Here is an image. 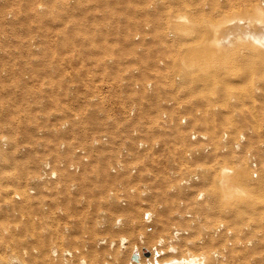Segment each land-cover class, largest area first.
<instances>
[{"label": "rangeland", "instance_id": "374dc122", "mask_svg": "<svg viewBox=\"0 0 264 264\" xmlns=\"http://www.w3.org/2000/svg\"><path fill=\"white\" fill-rule=\"evenodd\" d=\"M66 1L67 6H62L65 0H0V137L8 141L7 146L6 142L1 146H6L3 148L7 149L11 159L17 161L22 155L36 153L41 156L34 173L36 176L40 163L46 158L55 161L63 157L76 161L72 150L74 145H83L88 150V142L94 136L105 135L107 138L100 142L99 148L92 150V155L101 154L103 164L101 173L94 176L89 186L100 188L103 182L104 185L100 191L93 189V192L87 190L86 185L82 186L83 198L64 190L72 196L69 199L63 198L62 194L59 196L54 190L39 193L40 186L35 184L34 178L22 185L23 188L34 190L30 194L42 210L49 207L58 210L50 215L60 226L70 225L69 231L72 230L75 240L72 244L76 245L86 229L95 232V221L114 219L120 214L117 213L118 207L124 209L128 206L133 195L129 196L126 206H120L107 197L108 190L116 188L119 181L118 175L111 174L109 170L117 160L122 158V161L127 157L129 150L132 153L139 151L133 142L144 139L149 143L159 142L160 146L150 147L148 157L133 158V162L142 171L151 172L149 180L152 189L158 180L163 183L156 186L151 198H142L140 206L146 210L145 207L149 205L158 206L161 203L167 215L170 209L177 208L182 199L184 204L187 201L191 210L196 209L200 202L205 201L206 194L199 201L195 199L196 193L188 190L191 188L182 189L178 184H182L180 180L183 175H197L195 161L189 158L208 152L213 143L191 138L193 131L207 129L201 123L184 127L179 120L181 116L186 117L185 112L181 110L179 102H175L181 97L186 101L191 100L190 105L203 110L205 117L211 113L218 114L215 109L221 102L227 108L228 100L221 101L216 95L213 87L220 84L216 82L207 87V100L191 98L186 89V80L182 79V73L186 75L185 68L189 65V53L185 47L168 48L167 37L171 34L167 37L166 34L173 33L174 41L191 43L198 40L193 35L196 33L191 22L188 21L190 24L186 25L173 24L179 8L194 21L199 17L200 7L204 6L211 13L209 17L215 21L248 15L251 5L262 0H177L170 8H167V3L162 5L166 0H161L162 3H158L155 10H147L148 3L153 0ZM46 33L54 36L42 35ZM143 34L147 38L140 41ZM248 50L243 45L232 48L219 65L217 73L227 76L224 82L228 99H231L234 88L255 83L259 89L261 81H264L263 68L249 59ZM192 68L189 66V70ZM131 72L133 75L129 74ZM239 72H250L249 79H233L232 75ZM155 75L163 77L157 78ZM179 77L181 81L176 80ZM255 101L258 102V99ZM174 106L178 107L175 111L171 110ZM131 107L134 108L133 113L130 112ZM171 111L174 112L173 116ZM168 119L179 122L181 127L176 125L180 129L179 136L173 132L177 128L167 125ZM248 126L251 125L235 127L231 120L219 121L215 130L219 143L214 144V150L210 153L215 152L220 144L227 146L229 142H234L238 134L239 140H243ZM255 126L261 130L255 143L259 145L264 143L262 117ZM54 129H58L57 132H52ZM61 143L65 144L64 149L60 148ZM122 149H126V152L119 155ZM241 154L246 166L249 164L251 175L256 177L255 161L249 155L247 159L243 151ZM221 164V160L217 159L213 165ZM159 168L163 169L162 175L155 176L154 170ZM15 169L12 164L6 167L9 173ZM168 169L176 177L169 175ZM206 187L203 183L202 189ZM106 198L111 202H106ZM145 202L147 205L143 204ZM83 220H87L89 227H79ZM219 221L226 220L217 216L214 224ZM48 226L42 221L38 223L37 231ZM233 228L232 242L248 249L242 254V264H264V239L259 247L251 249L255 241L260 240L264 221L254 223L243 218ZM139 231H142L141 228ZM92 233L88 232L89 236L109 235L106 231ZM121 233L136 241L137 229L121 230L116 234ZM243 237L252 239V244L240 243ZM13 238L9 241L12 242ZM25 238L30 239L29 236ZM224 240L227 241L226 235L217 247L223 246ZM143 244L145 247L140 245V248L145 249V256L153 243ZM189 251L195 252L192 248L177 247L176 251L167 248V258L174 254L185 255ZM124 252L128 260V249ZM87 257L91 258L90 253ZM44 264H48V260Z\"/></svg>", "mask_w": 264, "mask_h": 264}, {"label": "bare ground", "instance_id": "6f19581e", "mask_svg": "<svg viewBox=\"0 0 264 264\" xmlns=\"http://www.w3.org/2000/svg\"><path fill=\"white\" fill-rule=\"evenodd\" d=\"M162 1H151L148 3L147 10H155L159 6L158 3ZM176 1L166 0L162 5L167 3V8H170L171 5H175ZM262 4L264 0L255 1L248 15L231 16L215 21L209 17L211 13L204 6L200 7L199 17H196L194 21L179 8L173 24L186 25L190 24L188 21L191 22L196 33L193 35L198 40L191 43L174 41L173 33L166 34V37L171 34L167 37L168 48L185 47L186 52L189 53V65L185 68L186 75L182 73V79L186 80V89L191 98L199 101L207 100L206 89L216 82L220 83L217 87H215L216 84L213 87L216 95L221 101L228 100L227 108H224L225 104L221 102L215 109L218 114L211 113L205 117L202 115L203 110L190 105L191 100L186 101L181 97L175 102V104L179 102L181 110L185 112L186 117L181 116L179 120L180 123L181 121L184 123V127L193 123H201L207 129L202 132L193 131L191 138L213 143L210 150L206 152L207 154L202 153L189 158L195 161L197 175L194 173L183 175L180 180L182 184H178L182 189L191 188L188 190L194 191L197 195L194 198L199 201L205 198V193V201L200 202L196 209L191 210L187 201L184 204L181 199L177 208L170 209V214L167 215L161 203L158 206L149 205L150 207L147 206L146 210H143L139 204L141 199L151 198L156 186L163 182L158 180L157 185L154 184L152 189L149 180L151 172L139 169L134 164L133 158L148 157L151 150L149 148H158L160 144L159 142L149 143L144 139L136 143L134 141L139 151L132 153L129 150L127 157L122 161V158L117 160L112 170H109L111 174L118 175L119 181L115 185L116 188L108 190L107 197L115 200L120 206H126L129 196L133 195L128 206L124 209L118 207L117 213L120 214L114 219L104 218L95 221L96 226L93 228L95 232L92 233L86 229L79 243L75 245L72 244L75 240L72 230L69 231L70 225L60 226L57 220L50 215L58 210L55 207L42 210L40 204L34 201L30 194L34 190L30 187L25 190L22 185L34 178L35 184L38 183L40 186L39 193L54 190L60 194L59 196L62 194L63 198L68 199L72 197L67 193L69 190L71 193L81 195L79 198H83L81 187L84 185L91 192L93 189L100 191L104 182L100 188L89 186L94 176L101 173L100 167L103 164L101 154L92 155V150L99 148L100 142L107 137L105 135L94 136L88 142V150L83 145H74L72 150L77 157L76 161L63 157L55 161L52 158V160L46 158L40 163L41 166L39 165L36 176L34 173L37 171V163L41 156L35 153L22 155L25 158L21 159V157L18 161L11 159V155L6 152L7 149L3 148L7 146L8 141L0 137V146L6 142V146L0 147V264H44L46 260L48 264H242V254L248 249L232 242L233 227L243 218H248L254 223L264 221V143L255 144L258 139L257 135L261 132L255 125L261 117L264 121V81H261L259 89H257L258 84L255 83L252 86L234 88L231 99H228L224 82L227 76L217 72L229 51L241 45L249 49L247 51L249 59L255 61L264 70V6ZM65 5L67 6L66 0L62 6ZM173 24L170 26L171 30L174 28ZM42 35L54 36L48 33ZM135 38L133 35L134 41H136ZM146 38L147 36L143 34L139 40L144 41ZM189 66L193 67L192 70H189ZM133 72L129 74L133 75ZM249 76L250 72H239L233 74L232 78L243 81ZM156 77L160 78L163 75ZM180 77L176 80L181 81ZM228 91L230 92V88ZM256 98L258 102L255 101ZM175 108L178 107L174 106L171 110L175 111ZM130 112H134L133 107ZM173 115L174 112L171 111V116ZM221 120H231L235 127L246 124L252 127H247L243 140H239L240 134H238L234 142L228 140L229 146H225V143L220 144L211 154L210 152L215 147L214 144L219 143L215 130ZM179 122L167 120V125L177 128L173 132L178 136L180 129L176 125L180 126ZM57 130L54 129L52 132L55 133ZM64 147L65 144L61 143L60 148L64 149ZM242 151L247 159L249 155L255 161L256 177L251 175L249 164L246 166ZM125 152L126 149H122L119 155ZM217 159L222 162L220 166L213 165ZM9 164L16 167L15 171L9 173L6 170ZM165 171L167 174V170ZM162 172V168L154 170L155 176L162 175ZM168 173L176 177L169 169ZM114 180L110 179V181ZM203 183L207 185L204 190L202 189ZM163 189H165L164 185ZM109 198H106V202H111ZM143 204L147 205L146 202ZM217 216H221L229 224L226 221L214 224ZM42 221L49 226L37 231L38 223ZM86 221L83 220L79 227H89ZM139 228L142 231H139ZM136 229L135 242L126 234H116L121 230L134 231ZM101 231H106L109 235L103 234L96 237L88 234V232L98 234ZM225 235L227 241L224 240L223 246L217 247ZM27 236L30 239L25 238ZM11 237H15L12 242L9 241ZM259 237L260 240H256L251 249L255 250L261 245L259 243L264 239V231L259 234ZM145 242L153 244L148 249V255L144 256L143 253L146 251L141 249L140 245L145 247L143 244ZM239 242L252 244V239L243 237ZM177 247L192 248L195 252L189 251L190 253L185 255L182 253L180 256L174 254L167 258V248L170 251H176ZM101 249H104L103 252H100ZM127 249L128 260L124 252ZM88 253L91 255L90 259L87 257Z\"/></svg>", "mask_w": 264, "mask_h": 264}]
</instances>
